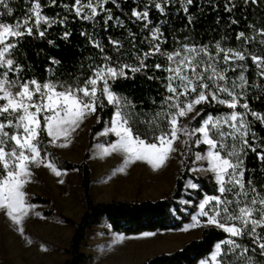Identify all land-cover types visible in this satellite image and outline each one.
<instances>
[{
	"label": "snow or ice",
	"instance_id": "6c2138e0",
	"mask_svg": "<svg viewBox=\"0 0 264 264\" xmlns=\"http://www.w3.org/2000/svg\"><path fill=\"white\" fill-rule=\"evenodd\" d=\"M49 2L56 4V0ZM108 2L109 0H88L87 3H82V0H75L71 9L67 4L62 7L75 12L76 16L83 20L95 21L99 15L98 9L110 13V10L104 8ZM149 2L154 3L160 13H164L165 8L159 0ZM167 2L168 0H164V3ZM181 2L183 11L187 13L193 0ZM0 5L11 14L12 9L8 8L6 0H0ZM85 9L88 11L85 12ZM27 11L28 18L23 21H17L15 24L0 22V101H3L0 103V211H4L7 217L19 226L18 231L24 233V217L29 209L34 207L26 203L28 194L24 191L25 185L31 181L33 175L30 166L44 165L55 175H62L56 164L47 159L48 153L41 156V116L44 121L43 131L51 138L48 143L67 147L72 133L83 119L87 115L97 114V107L104 106V100L101 99L104 97L109 104L115 106V113L110 121L111 127L106 128L101 135L114 133L118 139L103 148L102 154H124L125 167L136 161H147L155 168L162 167L170 155L177 151L173 144L180 139L181 134L186 137L182 141L184 145H189L197 133L201 134V138L196 139L194 143L206 144L208 149L203 155L197 153L196 159H206L209 162V167L205 170L214 173L219 195L206 196L199 208L201 215L207 217V225H215L228 234L226 239L214 245L210 259L214 264H264V194L257 190L251 179L245 183L247 169L242 158L250 151L264 163V137H260L253 130V121L247 119L251 115L254 121L264 127V114L252 110L247 101L249 87L264 93V85L256 82L250 85L245 75L248 66L240 63L250 58L258 78L264 79V55H246V49L223 48L219 42L214 46V56L207 46L188 44L171 53H165L161 50V43L164 41L160 38L163 33L157 26L150 29V50L142 56L136 55L139 66L117 63L113 67L112 58L103 55L100 65L89 66L92 75L85 79L83 84L50 80L41 84L35 79L21 80L19 73L23 71V67L10 57L17 49L20 38L33 35V28L40 37H44L47 29L53 24H63L65 21L43 15L39 0H35ZM226 11L230 12L232 9L226 7ZM132 15L138 20L146 21L144 27L148 28L151 21L148 19L147 10L141 12L133 9ZM112 19L110 14L107 15L105 25ZM192 19V16L188 17L189 22ZM116 22L123 27V22L118 18ZM41 24L47 26L43 31L40 30ZM71 34L70 31H65L64 39ZM81 35L88 36L89 42L104 53L100 41L92 39L88 33L82 32ZM129 35L134 40V34ZM261 35H264V29L261 30ZM10 38L16 42H9ZM241 38L246 42L254 39L246 37L244 32L238 34L237 39ZM109 41L116 51L122 47L119 41L111 38ZM260 43L264 45V40ZM157 53L164 55L169 62L168 67L163 69L169 73L165 86L170 95L164 100L167 109L158 113L156 118L144 122L148 127L144 132H140L135 125L138 114L127 111L129 107L134 108V105L126 97L112 91L109 81L128 78L125 69H130L135 74L148 68L149 65L144 61ZM53 63L58 64L59 61L53 60ZM221 63L223 68L220 67ZM154 68L160 70L162 65L156 64ZM237 68L240 72L235 79L227 75L229 70L236 72ZM10 73L15 74V78L10 79ZM241 100L244 102L241 103ZM205 104L224 105L232 111L218 116L209 114L198 128L190 129L187 124H181L180 118L188 117L190 113H195L191 116L192 120L200 116L204 109L201 107L197 111L196 106ZM238 106L244 111H236ZM161 118L166 119V127L157 123V119ZM97 121L99 122L98 115ZM225 125L228 131L224 130ZM61 137L64 142L57 144ZM118 170L123 171L124 167ZM60 183H63V180ZM206 206H210L209 211L204 210ZM196 226H200L199 220ZM258 229L262 231H257ZM242 237H249L256 247L249 248L235 239ZM250 253H256L260 259H255ZM200 264H207V260H202Z\"/></svg>",
	"mask_w": 264,
	"mask_h": 264
},
{
	"label": "trees",
	"instance_id": "16d2710c",
	"mask_svg": "<svg viewBox=\"0 0 264 264\" xmlns=\"http://www.w3.org/2000/svg\"><path fill=\"white\" fill-rule=\"evenodd\" d=\"M6 2L12 11L9 14L8 10L0 5V13L3 14L0 15V22L15 24L17 21L28 18L27 10L35 0H6ZM87 2L88 0H82V3ZM159 2L165 8L164 13H160L154 3H150L149 0H114V2L109 0L104 8L110 10V13L108 11L101 12L98 9L99 15L95 21H88L76 16L75 12L62 7L63 4H67L71 9L75 0H56L55 5L50 4L49 0H39L43 15L58 21L64 19L65 22L53 24L47 29L44 37H40L37 30L33 28V35H25L19 39L18 47L10 57L23 67L19 78L21 80L35 79L41 84L49 80L83 84V81L92 75V69L89 66L100 65L103 55L112 58L113 67L117 63L139 66L136 55L142 56L143 53L150 50V29L157 26L163 33L160 38L164 41L161 43V50L165 53H171L180 49L182 45L188 44L197 47L207 46L209 52L214 56V46L219 42L223 48L246 49V55L247 53L264 55V45L260 43L261 40H264V35H261V30L264 29V0H255V2L253 0H246V2L245 0H193V3L188 6L187 13L183 11L181 0H168L167 3H164V0H159ZM226 7L231 8L232 11H226ZM133 9L141 12L148 11V19L151 21L148 28L144 27L146 21L138 20L132 15ZM87 11L85 9V12ZM109 14L113 19L105 25V19ZM189 16L193 18L191 22L188 20ZM117 18L123 22V27L116 22ZM46 27L41 24L40 30L43 31ZM65 31L72 33L67 39H64L63 36ZM82 32L88 33L92 39L100 41L104 53L102 54L100 49L89 42L88 36L81 35ZM240 32H244L246 37L254 39L247 42L244 38L237 39ZM129 33L134 34V40ZM109 38L120 42L122 47L119 51L115 50ZM9 42L16 41L10 38ZM53 60L59 61V63H53ZM144 63L149 67L141 72L133 74L130 69H125L128 78H118L114 82L109 81L112 91L126 97L134 105V108L129 107L127 111L138 114L135 125L140 132H144L148 127L144 122L156 118L158 113H163L167 109L164 100L170 95L165 86L169 73L163 70L169 64L166 57L157 53L148 57ZM240 63L248 66V72L245 75L250 85L253 82L264 85V79L258 78L257 70L250 58ZM156 64H161L162 69L156 70L154 68ZM220 67L223 68L224 65L221 63ZM239 72L240 69L237 68L236 72L229 70L227 75L235 79ZM148 77H152V79ZM9 78H15V74L10 73ZM247 91L250 108L264 114V93H260L258 89L252 87H249ZM101 99L104 100V106L97 107L99 122L97 121L91 127L88 149L84 159L79 163L64 159L51 148L48 143L49 137L43 131L44 121L41 116L42 157L48 153L47 159L55 163L58 168L77 170L84 190L86 209L80 221L76 223L70 247L67 249L69 258L65 264H88L90 257L82 251L83 242L87 231L92 226L100 224L104 219L114 232L126 235L179 230L191 221L199 200L205 195L219 194L217 182L212 175L197 176L191 172L196 154L204 152L207 148L206 144L197 145L194 143L196 139L200 138V134L197 133L192 137L189 145L183 146V165L176 179L175 188L164 198L93 201L90 193L92 175L88 163L89 150L95 143V136L108 125L115 113V106L109 104L104 97ZM243 102L244 100H241V103ZM201 107L204 111L200 116H197L195 120L190 118L186 121L185 124L190 129L200 127L209 114L218 116L232 111L224 105L207 104L199 105L197 111ZM236 111L243 112L244 110L238 106ZM247 119L253 121V130L260 137H264V127H261L258 121H254L251 115ZM157 123L161 127H166L167 121L161 118L157 119ZM181 136L186 139L182 134ZM142 138L148 139V137ZM249 142H252L250 137ZM242 158L247 169L245 183L251 179L257 190L264 194V163H261L257 156L250 151L246 157ZM188 179L194 180L198 184V188L188 190L190 195H185V185ZM183 197L193 203L180 204L179 200ZM46 201L39 195L31 199L33 203H45ZM257 231L262 230L258 229ZM227 236L228 234L218 227H208L202 231L199 237L187 241L181 248L148 258L140 264H198L213 252L216 243L226 239ZM235 239L238 243L245 244L249 248L256 247L251 243L249 237ZM250 255L255 259H260L256 253H250Z\"/></svg>",
	"mask_w": 264,
	"mask_h": 264
},
{
	"label": "rangeland",
	"instance_id": "374dc122",
	"mask_svg": "<svg viewBox=\"0 0 264 264\" xmlns=\"http://www.w3.org/2000/svg\"><path fill=\"white\" fill-rule=\"evenodd\" d=\"M23 30L22 28L21 31ZM194 114L181 117V124H185ZM96 122L97 114L87 115L72 133L67 147L50 144L51 148L66 160L81 162L88 149L91 127ZM108 127H111L110 122L95 136V143L89 150L88 163L92 175L90 193L93 201L157 200L174 190L183 165L182 136L173 144L177 151L170 155L162 167L155 168L147 161H136L125 167L124 154H102L103 148L118 139L114 133L101 135ZM224 130L228 131L226 125ZM63 142L61 137L57 144ZM207 149L208 146L199 154H205ZM120 167H124V170L119 171ZM208 167L209 162L206 159L195 158L191 172L197 176L212 175L215 180L214 173L205 170ZM30 168L33 175L31 181L25 185L24 191L28 194L26 203L34 207L30 208L24 217V233L21 234L18 231L19 226L13 223L4 211H0V264H65L69 258L67 249L70 247L76 223L80 221L86 209L80 174L77 170H62L57 167L62 173L57 176L44 165H31ZM61 180L63 183H60ZM196 188L198 184L188 179L184 194L190 195L188 190ZM36 195L47 201L31 202ZM206 196L213 195H205L204 198ZM204 198L197 203L191 221L179 230L126 235L114 232L104 219L87 231L83 242L82 251L90 257L88 264H140L148 258L181 248L187 241L199 237L205 228L216 227L207 225V217L201 215L199 205ZM179 202L182 205L193 203L185 197ZM209 208L210 206H206L204 210L209 211ZM197 220L200 226H196ZM146 233L151 235H145ZM210 256L211 254L202 260H207V264H214Z\"/></svg>",
	"mask_w": 264,
	"mask_h": 264
},
{
	"label": "crops",
	"instance_id": "0c3cea01",
	"mask_svg": "<svg viewBox=\"0 0 264 264\" xmlns=\"http://www.w3.org/2000/svg\"><path fill=\"white\" fill-rule=\"evenodd\" d=\"M150 183H151V182L149 181V183H148V184L150 185ZM174 185H175V184H174ZM165 191H166V190H165ZM164 231H169V230H164Z\"/></svg>",
	"mask_w": 264,
	"mask_h": 264
}]
</instances>
